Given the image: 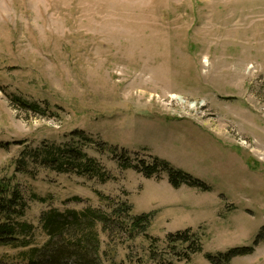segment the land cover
Here are the masks:
<instances>
[{"label":"rangeland","instance_id":"1","mask_svg":"<svg viewBox=\"0 0 264 264\" xmlns=\"http://www.w3.org/2000/svg\"><path fill=\"white\" fill-rule=\"evenodd\" d=\"M79 130L110 181L18 169L24 145H63ZM0 143V178L12 177L28 203L29 247L48 240L43 211L105 208L99 190L135 215L155 213L149 233L167 259V235L192 228L203 252L182 264H214L207 254L264 264V0H0ZM105 143L163 158L209 190L121 169ZM29 247H0V264H26ZM148 248L139 236L112 255L158 264ZM238 248L253 252L223 256Z\"/></svg>","mask_w":264,"mask_h":264},{"label":"trees","instance_id":"2","mask_svg":"<svg viewBox=\"0 0 264 264\" xmlns=\"http://www.w3.org/2000/svg\"><path fill=\"white\" fill-rule=\"evenodd\" d=\"M23 107L34 113L44 114L39 106L24 104ZM89 143L95 142L85 131L79 130L73 132L71 140L63 145L43 142L40 146L30 148L26 144L16 163L18 169L27 173H33L30 168L33 165L34 168L58 173L97 178L101 182L110 181L112 176L101 161L84 151L83 145ZM0 146L3 144L0 143ZM100 149L111 152L121 169L131 168L146 177L157 179H161L166 173L174 188L187 185L209 190L205 182L174 167L163 158L152 155L149 160L135 159L127 151L119 154L116 147L109 148L106 143ZM96 194L105 208L88 205L81 210L49 208L43 211L40 224L48 240L42 246L29 247L28 235L33 233V226L22 221L28 208L24 192L12 177L0 178V247H29L20 252V257L26 264H125L124 259L117 261L112 254L119 246L139 236L149 241L148 255L158 264H182L188 262L194 254L203 252V233L189 228L167 235L165 242L170 247L171 258H165L159 251L160 238L149 233L154 212L135 215L128 200L99 190H96ZM32 198L42 203L48 201L34 193ZM74 200L82 201V198L75 197ZM102 233L108 238L104 249ZM261 240L262 235H259L255 243L258 244ZM252 252L253 248H238L223 256L230 260L237 255ZM206 257L214 264H223L210 254Z\"/></svg>","mask_w":264,"mask_h":264}]
</instances>
